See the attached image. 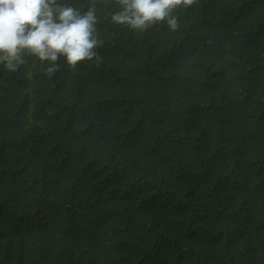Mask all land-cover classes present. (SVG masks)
Instances as JSON below:
<instances>
[{
	"label": "trees",
	"instance_id": "obj_1",
	"mask_svg": "<svg viewBox=\"0 0 264 264\" xmlns=\"http://www.w3.org/2000/svg\"><path fill=\"white\" fill-rule=\"evenodd\" d=\"M65 2L98 59L0 66V264H264V0Z\"/></svg>",
	"mask_w": 264,
	"mask_h": 264
},
{
	"label": "clouds",
	"instance_id": "obj_2",
	"mask_svg": "<svg viewBox=\"0 0 264 264\" xmlns=\"http://www.w3.org/2000/svg\"><path fill=\"white\" fill-rule=\"evenodd\" d=\"M195 0H115L110 14L114 25L134 32L165 24L169 31L179 27L177 8H188ZM95 5L81 11L65 0H0V66L15 72L25 55L46 62L47 72L56 71L63 58L70 68L98 59L101 41L97 35Z\"/></svg>",
	"mask_w": 264,
	"mask_h": 264
}]
</instances>
